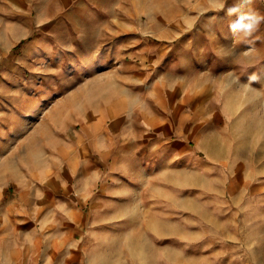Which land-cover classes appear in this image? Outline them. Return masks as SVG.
<instances>
[{
  "label": "crops",
  "instance_id": "obj_1",
  "mask_svg": "<svg viewBox=\"0 0 264 264\" xmlns=\"http://www.w3.org/2000/svg\"><path fill=\"white\" fill-rule=\"evenodd\" d=\"M56 1L45 14L46 20L40 14L32 20L29 30L33 31L34 24L36 34L30 40L15 38L8 43V15L0 0V197L8 188L17 187L20 177L35 179L41 173L46 180L38 198L26 199V205L31 204L28 217L33 218L32 206L54 204V191L48 188L55 186V174L49 164L38 172L25 167L23 161L46 160V146L62 144L61 140L71 139L79 148L78 159L95 164L108 155L98 146L110 147L113 162L120 159L114 146L125 147L127 160L137 162L136 168L118 174L137 178L127 181L126 193L132 200L126 212H120L119 203L111 200L116 186L115 190L104 187L94 195L85 213L68 199L62 200V215L43 217L36 212L34 229L48 236L41 264H182L175 258L183 247L182 235L172 227L182 213L155 200L145 185V178L157 175L148 162L161 161L166 144L159 130L160 112H147L145 93L149 85L158 86L166 78L199 79L191 73V66L203 56L204 44L167 42L157 34L168 22L179 33H211L216 14L200 9L193 3L198 0H186L190 7L172 15L164 9L153 10L147 3L139 8L134 3L120 7L119 0ZM17 47L18 52L8 57V51ZM26 56L34 71L32 90L23 82L21 71ZM76 112L79 128L70 138V123L60 119ZM108 113L112 120L105 123ZM71 149H63L62 154L71 155ZM95 149L97 156L92 153ZM140 178L143 183L138 184ZM25 194L20 191L0 206L5 214L0 216V225L17 221L18 216L8 210L14 213L22 207ZM28 217H23L26 224ZM9 235L0 233V264H19L15 258L21 256L20 249L7 243L16 241ZM226 239L230 236L218 235V240ZM27 255L30 264H38L37 249Z\"/></svg>",
  "mask_w": 264,
  "mask_h": 264
},
{
  "label": "rangeland",
  "instance_id": "obj_2",
  "mask_svg": "<svg viewBox=\"0 0 264 264\" xmlns=\"http://www.w3.org/2000/svg\"><path fill=\"white\" fill-rule=\"evenodd\" d=\"M56 2L1 0L8 15L7 42L15 38L18 42L30 40L36 34L34 24L33 31L29 30L32 20L38 14L44 15L41 19L46 20L45 14ZM222 2L226 9L237 0L193 1L200 9H211L216 14L213 18L215 30L211 33H179L172 27L174 24L168 22L157 34L167 42L183 40L204 44L205 48L203 56L191 66V73H196L198 80L182 82L166 78L158 86L147 87L146 110L151 113L159 110V130L166 144L162 149L164 158L148 162V167L156 170L157 175L145 178V185L149 186V193L155 200L163 202L167 208L176 207L182 213L177 224H172L183 239L181 252L176 257L173 253L180 263L264 264V23L247 38L234 34L229 25L236 17L227 16L225 10H221ZM133 3L139 8L147 3L153 10L164 9L168 15L191 5L186 0H119L120 7L127 4L132 7ZM245 8L264 16V0H250ZM18 48L9 50L8 57L18 52ZM21 71L23 82L32 90L30 82L34 71L30 56L24 57ZM194 91L196 94L191 95ZM77 116V112L65 113L64 120L60 119L61 123H70V138L79 128ZM105 116L104 122L109 123L112 114ZM150 132L154 135V130ZM57 142L46 146L45 151L49 150L46 160L23 161L25 167L38 172L44 164H49L55 174L56 184L48 188L54 191V204L47 208L35 204L32 206L34 213L43 217L48 213L51 217L62 215L63 199L80 206L85 213L94 195L102 193L104 187L115 190V186L117 190L112 193L111 200L119 203L118 210L125 213L128 200H132V195L126 193L127 181L137 180L118 176L137 165L127 160L126 148L114 146L113 152L119 153L120 159L113 162L109 156L110 147L98 146L108 155L107 159L95 164L78 159L79 148L71 139L61 140L62 144ZM67 148L74 149L71 155L62 154ZM92 153L97 156L99 151L95 149ZM140 179V183L136 181L138 184L143 183ZM45 180L41 173L35 179L22 176L17 187L8 188L0 197V206H6V201L18 192H26L22 200L24 205L14 213L11 208L8 210L18 216L17 221L0 225V233L16 239L7 243H15L20 249L21 256L15 258V261L20 260L19 264L31 263L27 254L33 248L39 251L38 264H41V254L47 246L46 231H35V214L29 218L27 211L31 204L28 201L29 206L26 205L27 198H38ZM0 216L5 214L0 212ZM26 216L28 224L23 220ZM223 234L230 239L218 240V235ZM3 259L9 261V257Z\"/></svg>",
  "mask_w": 264,
  "mask_h": 264
},
{
  "label": "clouds",
  "instance_id": "obj_3",
  "mask_svg": "<svg viewBox=\"0 0 264 264\" xmlns=\"http://www.w3.org/2000/svg\"><path fill=\"white\" fill-rule=\"evenodd\" d=\"M248 3H250V0H237L236 3L226 9L224 2L220 5L221 10H225L226 15L236 17L229 25L230 31L245 38L251 36L259 28L260 24L264 23V16L245 8Z\"/></svg>",
  "mask_w": 264,
  "mask_h": 264
}]
</instances>
